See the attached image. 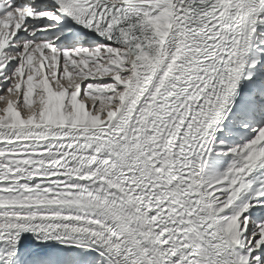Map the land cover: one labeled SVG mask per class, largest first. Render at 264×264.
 Masks as SVG:
<instances>
[{
    "label": "snow or ice",
    "instance_id": "obj_1",
    "mask_svg": "<svg viewBox=\"0 0 264 264\" xmlns=\"http://www.w3.org/2000/svg\"><path fill=\"white\" fill-rule=\"evenodd\" d=\"M0 264H264V0H0Z\"/></svg>",
    "mask_w": 264,
    "mask_h": 264
}]
</instances>
